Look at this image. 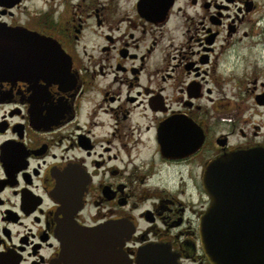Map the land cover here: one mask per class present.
I'll return each mask as SVG.
<instances>
[{"label":"flooded vegetation","instance_id":"1","mask_svg":"<svg viewBox=\"0 0 264 264\" xmlns=\"http://www.w3.org/2000/svg\"><path fill=\"white\" fill-rule=\"evenodd\" d=\"M0 56V264H210L203 172L264 148V0H0Z\"/></svg>","mask_w":264,"mask_h":264},{"label":"water","instance_id":"2","mask_svg":"<svg viewBox=\"0 0 264 264\" xmlns=\"http://www.w3.org/2000/svg\"><path fill=\"white\" fill-rule=\"evenodd\" d=\"M37 47L41 50L43 63L48 65L58 61L64 53L55 41L41 37L40 44L25 47L24 54L19 57L27 58L28 51H36ZM39 56L30 54L33 58L40 59ZM11 58L17 59V55ZM20 66L24 64L0 66V75L11 76L15 73L12 69ZM203 173L202 184L209 206L200 222V237L210 264H264V148L228 150L213 158ZM123 226L122 236L129 238L133 223L126 221L124 225L121 223ZM71 228L84 229L79 225ZM83 235L93 237L95 234L88 232ZM113 252V262L123 264L115 247ZM153 253L142 251L139 257ZM124 262H127L126 258Z\"/></svg>","mask_w":264,"mask_h":264},{"label":"rangeland","instance_id":"3","mask_svg":"<svg viewBox=\"0 0 264 264\" xmlns=\"http://www.w3.org/2000/svg\"><path fill=\"white\" fill-rule=\"evenodd\" d=\"M126 2L128 0H125ZM225 98H226V101H231V102H236L238 104H242L243 107H246V111H245V115L248 116V115H251V114H254L256 113V108H254V104H253V98L250 96V94H244L243 92H228L226 95H225ZM207 105L208 102H207ZM260 111H264V109H261ZM264 117L261 116H256V115H253L252 117V121L253 122H260V121H263Z\"/></svg>","mask_w":264,"mask_h":264}]
</instances>
